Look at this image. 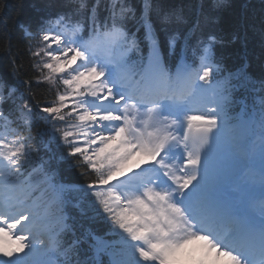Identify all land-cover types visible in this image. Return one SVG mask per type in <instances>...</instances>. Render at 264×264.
I'll return each mask as SVG.
<instances>
[{"label":"snow or ice","instance_id":"1","mask_svg":"<svg viewBox=\"0 0 264 264\" xmlns=\"http://www.w3.org/2000/svg\"><path fill=\"white\" fill-rule=\"evenodd\" d=\"M226 4L142 0L138 13L133 0H67L34 31L20 25L38 75L24 80L13 61L16 83L0 78V264H264V75L249 73L247 50L258 31L264 61V16L225 32ZM236 43L228 67L218 52ZM42 84L52 100L36 99ZM37 118L47 141L21 133ZM52 143L64 152L45 159ZM66 160L94 178L63 182ZM37 177L54 222L33 200ZM89 209L117 238L71 222Z\"/></svg>","mask_w":264,"mask_h":264},{"label":"trees","instance_id":"2","mask_svg":"<svg viewBox=\"0 0 264 264\" xmlns=\"http://www.w3.org/2000/svg\"><path fill=\"white\" fill-rule=\"evenodd\" d=\"M58 0H0V78L6 82H14L13 70L15 61V69L17 74L24 80L34 79L38 73L33 69L34 61L27 48L29 45H35L36 41L32 39H25L23 31L20 25L27 26L29 22L33 25L31 30L34 31L35 24L43 14L57 12V7H53V3ZM139 1V0H138ZM228 4L221 12V27L227 32L230 31L233 25L241 20H247L248 24H255L257 29L259 23L264 16V5L252 3L251 5L245 4V0H228ZM154 3L161 5L162 7H175L184 6L185 12L188 13L191 8L194 13L197 0H154ZM5 36L10 37L11 51L9 52V40ZM247 50L249 53V73L256 75L260 73L262 69L261 58H260V36L257 32H249V39L247 44ZM244 48L240 43L227 45L220 49L218 56H222L224 63L228 67L238 65L240 63L241 55L243 54ZM32 92L37 100L45 101L52 100L54 98V91L47 85H40L39 87L33 86ZM39 123L38 128L42 130L46 137H49V133L45 130V126L39 118L36 119ZM52 151L44 156L48 159L49 156L59 158L64 152L62 146H58L56 143L51 145ZM75 163H79L76 161ZM55 165V160L53 161ZM60 174L62 180L67 182H79L85 183L90 182L94 178L95 174L91 173L86 178L81 176V172L84 171L83 167L77 168L72 167L71 162L63 161L59 165ZM87 208L88 205L85 204ZM72 215L78 223L80 231H91L96 233L104 232L105 222L102 216L96 215L91 209L88 210L87 214H77L75 210L72 211Z\"/></svg>","mask_w":264,"mask_h":264}]
</instances>
